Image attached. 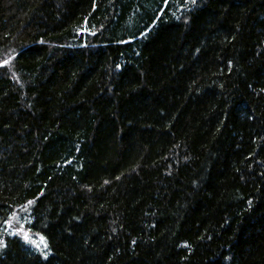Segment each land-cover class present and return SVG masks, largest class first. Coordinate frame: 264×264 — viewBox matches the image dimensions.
<instances>
[{"label":"trees","instance_id":"16d2710c","mask_svg":"<svg viewBox=\"0 0 264 264\" xmlns=\"http://www.w3.org/2000/svg\"><path fill=\"white\" fill-rule=\"evenodd\" d=\"M0 264H264V0H0Z\"/></svg>","mask_w":264,"mask_h":264},{"label":"snow or ice","instance_id":"6c2138e0","mask_svg":"<svg viewBox=\"0 0 264 264\" xmlns=\"http://www.w3.org/2000/svg\"><path fill=\"white\" fill-rule=\"evenodd\" d=\"M191 2H192V3H195V0H191ZM7 63H8L7 60L3 61V64L6 65ZM105 183H107V181H105ZM31 203H32V202L29 201V204H31ZM10 219H11V218H10ZM5 223H8V222L6 221ZM24 238H25L26 241L29 240V237H28L27 234H25ZM40 241H41V243L44 244L45 247H47V244H46V242L44 241V238H43V237L40 238ZM37 246H38V245H37ZM42 255H45V257H46V254H45V253H42Z\"/></svg>","mask_w":264,"mask_h":264}]
</instances>
